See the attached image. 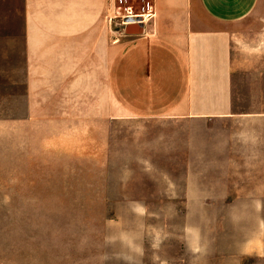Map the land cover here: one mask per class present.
<instances>
[{
  "label": "crops",
  "instance_id": "crops-1",
  "mask_svg": "<svg viewBox=\"0 0 264 264\" xmlns=\"http://www.w3.org/2000/svg\"><path fill=\"white\" fill-rule=\"evenodd\" d=\"M262 2L153 0L143 34L116 42L107 0H22L24 114L75 129L89 115L92 155L123 124L150 188L133 209L225 212L219 254H264V93L235 89L242 74L264 84V31L233 54L264 30Z\"/></svg>",
  "mask_w": 264,
  "mask_h": 264
},
{
  "label": "rangeland",
  "instance_id": "rangeland-1",
  "mask_svg": "<svg viewBox=\"0 0 264 264\" xmlns=\"http://www.w3.org/2000/svg\"><path fill=\"white\" fill-rule=\"evenodd\" d=\"M127 5L139 12L142 3ZM118 6L116 42L127 36ZM21 11L22 0H4L0 8V264H264V254H219L225 212L133 209L150 188L140 186L147 181L132 161L139 154L128 145L133 132L123 124L116 122L109 147L92 155L89 115L84 129H75L62 116L24 114ZM257 23L264 27V18ZM257 29L244 30V49L235 44L234 57L251 55L256 33L264 31ZM235 84L264 93L250 75L236 76ZM208 226L212 233L203 235Z\"/></svg>",
  "mask_w": 264,
  "mask_h": 264
},
{
  "label": "built area",
  "instance_id": "built-area-1",
  "mask_svg": "<svg viewBox=\"0 0 264 264\" xmlns=\"http://www.w3.org/2000/svg\"><path fill=\"white\" fill-rule=\"evenodd\" d=\"M108 1V13H107V20L108 23L111 27V23L113 22V20L116 18L115 15V8H116V4H118L119 8H122V13L119 14L122 23H121V33L124 34L123 29H124V25L127 24V20H136V19H140L141 22L147 23L153 16L154 14V8H153V4H151V2L153 3V0H139L142 5H141V10L139 12H134L133 10V6L132 5H127V3L130 0H107ZM147 20V21H146Z\"/></svg>",
  "mask_w": 264,
  "mask_h": 264
},
{
  "label": "water",
  "instance_id": "water-1",
  "mask_svg": "<svg viewBox=\"0 0 264 264\" xmlns=\"http://www.w3.org/2000/svg\"><path fill=\"white\" fill-rule=\"evenodd\" d=\"M126 35H141L144 32V23L140 19L127 20V24L124 25L123 29Z\"/></svg>",
  "mask_w": 264,
  "mask_h": 264
},
{
  "label": "bare ground",
  "instance_id": "bare-ground-1",
  "mask_svg": "<svg viewBox=\"0 0 264 264\" xmlns=\"http://www.w3.org/2000/svg\"><path fill=\"white\" fill-rule=\"evenodd\" d=\"M147 21V20H146ZM146 24V23H145Z\"/></svg>",
  "mask_w": 264,
  "mask_h": 264
}]
</instances>
